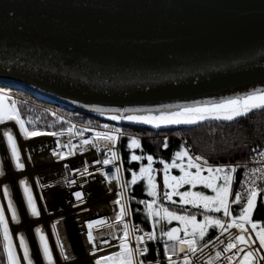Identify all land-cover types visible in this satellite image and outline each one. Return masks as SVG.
Segmentation results:
<instances>
[{"label": "water", "instance_id": "1", "mask_svg": "<svg viewBox=\"0 0 264 264\" xmlns=\"http://www.w3.org/2000/svg\"><path fill=\"white\" fill-rule=\"evenodd\" d=\"M0 79L47 105L155 127L264 89V0H0ZM177 125L191 124L156 128Z\"/></svg>", "mask_w": 264, "mask_h": 264}, {"label": "snow or ice", "instance_id": "2", "mask_svg": "<svg viewBox=\"0 0 264 264\" xmlns=\"http://www.w3.org/2000/svg\"><path fill=\"white\" fill-rule=\"evenodd\" d=\"M6 93L4 89L0 88V125L5 124L8 121H14L17 125H19L20 132L23 134L24 138H31L40 135H50V136H59L63 135L62 132H42V131H29L25 126V120L21 118L20 112L18 111L15 101H13L10 105L5 106L4 99ZM262 109L264 110V89H255L251 92H248L244 95H238L233 98H228L221 100L218 103L212 104L211 108H186L183 112L172 113L167 116H161L155 118V120L159 121L154 124L155 127H160L161 123L167 124H196L199 121L208 119L209 116L207 113H214L211 116L213 119H223L227 121H232L237 117L247 115L249 112ZM185 113H189L190 115H185ZM113 120L118 119V117H111ZM129 120H137L142 123H153V119H145L142 117H127ZM29 124L33 123L31 120L28 121ZM75 126L67 129L69 134L75 135H83V132L73 133V128ZM105 128L108 125H104ZM84 131H87L85 129ZM116 131H119L118 129ZM3 137L6 141V146L10 150L11 157L15 162V168L17 170L24 169L25 165L21 160L20 150L17 145V141L13 136L10 129L3 131ZM117 139L116 136L110 135L109 133H101L97 132L95 134L94 139H84L82 140V145H92L95 147V140H106L110 142H115ZM59 140L57 144H59ZM129 148H138L140 147V142L137 139H131L129 143ZM167 145L165 144V147ZM64 147L69 148V153L57 152L53 150L52 155L58 157L59 159H64L68 154H75L72 152V148H75V145H72L71 140H69ZM108 151L111 152V157L106 158L102 161L97 160L95 163L103 165L112 164L115 159H117V155L111 148H108ZM255 151V149L253 150ZM260 156L264 159V152H260ZM188 157L187 167L183 166V158ZM31 159V157H29ZM132 160H140V156L133 155L131 157ZM179 159L181 163H177L176 160ZM148 164L147 166H141L140 168V179L147 178L148 181V195L152 197H156L158 195L156 189L157 185L154 181V177L151 175L153 157H147ZM203 160L202 157L189 156L187 150H183L175 153V158L170 164L164 165V188L166 189L163 192V199L170 201L172 204H176L177 201L173 200V196L180 197V203L184 205H191L193 208L203 209L205 213H222L223 217L230 218L227 222L225 219L218 218L212 215L204 214L203 220L198 221L196 215H178L174 211H169L167 207L160 205L161 211L158 209L153 211V205L156 204V200L153 199L151 202L140 201V203H146L147 208L149 209V215L151 216H159L162 220H167L171 223L172 220L181 221L183 224V233L184 237L180 236L181 229L172 228L167 231H162L161 235L166 236L169 241H174L179 244V251L181 253H188L191 256H195L198 251V240L203 241L205 236L207 235L209 228H217L221 230V235L224 233H229L230 229H237V234L229 235L228 243L223 248L222 252L227 253L229 251L235 250L234 254L243 253L242 259L239 260V264H258L259 261H264V255H257L260 250L264 249V227H260L257 230V224L252 222L251 213L256 204V197L258 195L256 187H252L248 190L246 202L242 204L244 197L240 192H236L234 194V198L230 201V196L233 195L231 191L232 187V173L236 171L235 166H218L212 167L208 166L207 160H203L201 164L200 161ZM164 163V161H160ZM67 167V166H66ZM171 168H178L182 175L180 176H171L169 177L168 170ZM191 169H195V171H191ZM80 171V170H77ZM120 171L119 168L116 169L118 173ZM203 171H207L208 175H202ZM253 174L260 172L262 173L261 179H264V169H252ZM4 175L3 171L0 170V176ZM81 176L92 175L89 173L88 166L85 164V167L82 171H80ZM105 178L110 183L112 179H117L119 183V178L116 176L109 177L107 174H104ZM137 174L132 173L131 184H135L137 182ZM171 181V182H170ZM69 183H76L75 180L69 181ZM253 185H255V180L251 181ZM19 184L22 188V195L25 199L27 209L29 210V214L33 217H38L40 212L36 206L35 200L33 198V194L30 186L28 185V181L26 179H21ZM197 184L202 185L204 188L211 189L215 195H206L203 192H180L179 188L184 185H190L192 188H195ZM167 189H171V191H167ZM4 195L8 197V209L11 213V219L14 223H20V218L17 213L16 206L13 204L7 186H4ZM77 201H82L83 194L81 192H75L73 194ZM117 195L123 198V192L117 193ZM114 204L120 205V211L114 216L115 223L107 224V221L104 219H98L95 221L87 222V239L89 243L93 244V250L90 252V255H96L97 251H103L102 248H98L96 246V237L93 235L94 228H102L106 224L109 228L115 227L116 223L123 224V236L119 238V251L111 253L109 255L99 256L95 259L94 264H143V261H138L136 259L137 253L140 255H144L147 252V249H140L139 243H142L147 237V239L152 240L155 239V235L152 233H145L144 236H136L135 239L138 242L137 247L133 248L129 244V236L131 234L128 223L124 222V217L127 215V207L121 204V199H117L113 201ZM230 203L232 204H241V211L238 216L232 217V213L230 210ZM159 221H157L158 223ZM59 221H56L52 224L54 235H56L57 246L60 249L61 256L63 259L67 260L69 257L65 254L62 243L59 240V235L55 231L56 224ZM251 225V231L255 232L256 238L253 239L252 235L249 232V228L246 225ZM0 230L3 233V250L7 254V264H21L20 257L17 255L15 250V246L13 244L12 236L9 229L8 219L5 216L4 209L0 206ZM34 232L37 236L38 245L42 251L43 259L46 261V264H54L52 252L50 246L48 244V240L46 235L43 233L41 227H36ZM191 237V238H185ZM116 237H113L115 239ZM19 246L22 249L23 253V261L25 264H34V261L30 254L29 245L21 233L18 235ZM216 240H220V237L217 236ZM258 242V247L255 251L249 250L252 249L254 245ZM101 243L109 244L108 240H102ZM209 242H205L203 247H207ZM220 243H224V241H220ZM240 245H244V248L239 247ZM169 246L165 245V255H168ZM171 251L175 253L176 248L173 246ZM221 251H217L215 254V258L219 259L222 255ZM229 261L232 260V257H227ZM168 260L170 264H175V261H172L171 256H168ZM184 264H193L189 255L184 256ZM208 264H212V261L209 260Z\"/></svg>", "mask_w": 264, "mask_h": 264}, {"label": "built area", "instance_id": "3", "mask_svg": "<svg viewBox=\"0 0 264 264\" xmlns=\"http://www.w3.org/2000/svg\"><path fill=\"white\" fill-rule=\"evenodd\" d=\"M6 93L5 99L10 105L13 102L12 93L7 89L4 90ZM50 116L58 122H63L65 124V128L61 131L63 135L59 136H50V135H40L31 138H24L23 134L20 132L19 125H17L14 121H8V125L5 128H2L0 134V170L3 171L4 175L0 176V202L3 206L4 213L6 218L8 219L9 229L11 236L13 234L11 225L13 223L11 219V213L8 209L7 198L4 195V186H7L9 196L16 206L18 216L20 218V223H16L17 225L22 224L24 219V214L22 209H26V213L29 214V210L27 209L25 199L22 195V188L19 184L21 179H26L28 181V185L31 188L33 198L35 200L36 206L40 212V215L36 217V222L34 224L33 232L36 227H41L43 233L46 235L48 244L50 246L54 264H64L67 263L61 256L60 249L57 246L56 235H54L52 224L56 221L59 223L56 224V232L59 235V240L63 245L65 254L71 258H75V252H73V247L71 245V238L67 236L65 231V225H63V216H55V209L50 204V191L57 188L64 192L63 195L60 193V198H64L63 200L70 204V209L75 207H83L86 208L85 212H79L75 215L77 217L74 218V223L76 225V235L78 234V239L81 241V246L84 251L82 255L87 256L90 262H93L97 257L109 255L111 253L119 251V238L123 236V224L116 223L115 227L109 228L107 224H113L114 216L119 213L120 205H116L113 201L117 199H121V204L127 207V215L124 217V222L128 223L130 229V236L128 238L129 244L131 247L136 248L138 242L136 241V236H144L145 233H152L151 230L145 229L140 222H134L130 212V206L128 202V195L126 193V187L123 180V162L121 161V155L119 151V140L124 135H128L124 129H121L119 126V122L115 119H106L100 120V122H92V121H83L77 120L75 118H71L70 116L59 113L54 108H48ZM7 123V122H6ZM75 126L73 128V133L83 132V135H75L69 134L67 129ZM104 125H108L107 128ZM10 129L13 136L17 141L18 148L21 154V160L24 163L25 167L22 170H17L15 168V162L11 157L10 150L6 146L5 138L2 133L5 130ZM87 129V131H84ZM119 131H116V130ZM97 132L101 133H109L110 135H114L117 137L115 142H110L106 140H95V147L92 145H82V140L84 139H94L95 134ZM60 133V132H58ZM59 140V144L57 141ZM71 140L72 145H75V148H72V152L75 154H68L64 159H59L56 156L52 155L53 150L57 152L69 153V148L64 147V145ZM38 142H41L39 144ZM34 144V146H32ZM111 148L117 155V159L113 161L112 164L103 165L102 163L97 164L95 161L104 160L106 158L111 157V152L108 151V148ZM41 152L45 153L49 164L55 166V168L49 172L44 169L35 168V166L39 163L38 160L34 157V155L40 154ZM260 152H264V144L262 147L258 148L254 151L251 157L248 160H245L241 163H233L231 166L236 167V171L232 173V187L231 191L233 193L230 196L229 200L231 201L234 198V194L236 192H240L244 197L242 204L246 202L248 190L252 187H256L257 192L262 200V210H263V218H262V227H264V179H261L262 173L257 172L253 174L252 169H264V159L261 158ZM192 157H196L198 155H191ZM31 157V159H29ZM201 157V156H200ZM203 160H206L203 158ZM203 160L200 163H203ZM85 164L88 166L89 173L92 175L81 176L80 171L83 170ZM51 167V169L53 168ZM67 166V167H66ZM208 166H211L208 164ZM119 168L120 171L117 173L116 169ZM80 170V171H77ZM15 174H18L15 179ZM107 174L109 177L116 176L119 178V183L117 179H112L109 183L105 178ZM236 174L239 175L237 177V181L235 180ZM255 180V185L251 183L252 180ZM75 180L76 183H69V181ZM95 183L100 187L101 195L106 196V204L101 207L96 206V208L91 207L90 200L93 198V190H91L92 184ZM76 188V190H75ZM123 192V198L119 197L117 193ZM60 192V191H59ZM75 192H81L83 194L82 201H77L75 196L73 195ZM232 203H230L231 208ZM22 212V215H21ZM31 216V215H30ZM55 216V217H54ZM33 217V216H32ZM31 217V218H32ZM236 217V216H232ZM34 218V217H33ZM98 219H104L107 221V224L102 228H94L93 235L96 239V246L98 248H102L103 251H97L96 255H90V252L93 250V244L89 243L87 239V227L86 223L95 221ZM227 222L230 218H225ZM14 224V223H13ZM246 227L249 228V232L252 235L253 239L256 238L255 233L251 231V225L248 224ZM237 229H230L229 233H224L221 235V230L219 229L215 235L204 241V243L200 244L198 247V251L195 256H191L188 253H181L179 251V244L174 241H167L163 244L164 255H165V245L169 246L168 255H165V260H168V256H171L172 260H183L185 255H189L193 264H208L209 260L212 261V264H239V260L242 259L243 253L234 254L235 250L229 251L227 253L222 252L223 248L228 243L229 235L237 234ZM2 233V230H1ZM23 234L30 248L31 257L33 256L32 245L35 247V240L38 245L37 236L34 232L35 240L33 237L28 236V232L25 228L17 230V232L12 236L17 239V249L19 250V254L22 256V250L19 246L18 235ZM219 236L220 240H216V237ZM113 237H116L113 239ZM3 239V236H2ZM102 240H108L109 244L101 243ZM153 241L147 239L145 237L142 243H139L140 249H147V252L144 255H140L137 253L136 259L138 261H143V264H161L159 260L147 259L149 255V245ZM220 241H224V243H220ZM205 242H209L207 247H203ZM4 245V240H3ZM175 246L176 251L173 253L171 248ZM239 247L244 248V245H240ZM258 247V242L256 245L252 247V251H255ZM37 251L44 264L46 261L43 259L42 251L38 245ZM217 251H221L222 255L219 259L215 258V254ZM257 255H264V249L260 250ZM231 256L232 260L229 261L227 257ZM23 260V259H22ZM34 261V260H33ZM23 264L25 262L23 261ZM68 264V263H67ZM258 264H264V261H259Z\"/></svg>", "mask_w": 264, "mask_h": 264}, {"label": "trees", "instance_id": "4", "mask_svg": "<svg viewBox=\"0 0 264 264\" xmlns=\"http://www.w3.org/2000/svg\"><path fill=\"white\" fill-rule=\"evenodd\" d=\"M4 90H7L4 89ZM13 101L20 112L21 118L25 120V126L29 131H42V132H61L65 128L63 122L55 121L48 111L52 107L59 113L70 116L71 118L100 122L106 118H98L92 114H88L77 110H68L63 106L47 105L40 100H36L33 96L25 94L24 92L12 91ZM31 120L33 123L29 124ZM121 129H124L128 135L120 138L119 151L121 161L123 162V180L128 195V202L130 206L131 216L134 222H140L147 230H151L155 235V239L149 245V255L147 259L159 260L161 264H170L166 261L164 255L163 244L167 241L166 236H162V231L170 230L173 226H179L180 236L184 237L183 224L181 221L172 220L169 223L167 220L160 219L159 216L149 215V209L146 203L140 201L151 202L156 200L153 205V211L162 209L160 205L167 207L169 211H174L178 215H196L198 221L203 220L204 214L212 215L224 219L222 213H205L203 209L193 208L191 205H184L180 203L179 196H173L172 199L177 201L172 204L170 201L163 199L164 188V165L170 164L175 158V153L187 150L189 156L198 155L205 158L212 167L218 166H231L233 163H241L248 160L254 153V149L262 147L264 144V110L256 109L249 112L247 115L235 118L232 121L223 119L217 120L213 118L199 121L196 124L188 126H166L161 128L150 127L148 125H139L137 123H130L123 121L119 123ZM131 139H137L140 142V147L129 148ZM165 144L167 145L165 147ZM133 155L140 156V160H132ZM153 157L152 173L154 181L157 185L156 197L148 195V181L147 178L140 179L141 166H147L148 156ZM160 161H164L161 163ZM188 157L183 158V166L187 167ZM179 164L181 161L176 160ZM195 171V169H191ZM132 173L137 174V182L131 184ZM169 177L180 176L182 173L178 168H171L168 170ZM202 175L207 176V171H203ZM236 174L235 180L237 181ZM171 182V181H170ZM171 191V189H167ZM178 191L185 192H203L206 195H215L211 189L204 188L202 185L197 184L195 188L190 185H184ZM241 204H232V216H238L241 211ZM262 200L259 194L256 197V204L251 213V220L257 224V230L262 227ZM157 221H159L157 223ZM219 229L209 228L207 235L203 241L198 240V245L204 241L212 238ZM255 233V232H254ZM191 238V237H185ZM175 264H184L183 260H172ZM0 264H7L6 253L3 250V239L0 230Z\"/></svg>", "mask_w": 264, "mask_h": 264}, {"label": "bare ground", "instance_id": "5", "mask_svg": "<svg viewBox=\"0 0 264 264\" xmlns=\"http://www.w3.org/2000/svg\"><path fill=\"white\" fill-rule=\"evenodd\" d=\"M0 81L4 82V80ZM7 81V80H6ZM11 84H13L14 82L11 81H7ZM29 90H32L31 88H28ZM21 92V91H19ZM31 96V95H29ZM36 99V98H35ZM37 100V99H36ZM8 122L5 124L0 125V134H1V130L2 128L7 127ZM39 144H41V142H38ZM34 146V144L32 145ZM34 157L36 158V160L39 161V163L35 166V168H40L41 170L44 169L45 171H49L51 172L55 166L49 164L47 157L45 156V153L41 152L40 154L34 155ZM53 166V168L51 169V167ZM18 174H15V179L17 178ZM76 190V188H75ZM91 190H93V198L90 200V206L93 208H96V206L98 205V207L102 208V205L106 204V200L107 197L106 196H102L101 195V190L100 187L98 185H96L95 183L92 184L91 186ZM60 191V192H59ZM50 204L52 205V207L55 209L56 213L55 216H63V225H65V231L67 233V236H69L71 238V245L73 247V252H75V258L74 259H67L65 260V262H67L68 264H93V262H90L87 258V256L82 255L84 253L82 246H81V241H79L78 239V234L76 235V225L74 223V218L77 217V213L82 212L86 210V208L83 207H75L73 209H70V204H68L66 201H64L63 197L60 198V193L61 195L64 194V192H62L61 190L54 188V190L50 191ZM22 212L24 214V219L22 221V224L17 225L16 223H12L11 228L13 231L12 236L17 232V230L25 228L26 231L28 232V236L31 238L33 237V239L35 240V236H34V232H33V226L36 222V217H32L30 216V214L26 213V209H22ZM21 212V215H22ZM83 213V212H82ZM54 216V217H55ZM32 217V218H31ZM14 241L15 244H17V239L15 237ZM38 245L36 243L35 240V247L34 245H32V252H33V256L32 259L34 260V264H44L43 260L41 259V257L38 254L37 248ZM64 263V264H67ZM57 264V263H56ZM59 264V263H58Z\"/></svg>", "mask_w": 264, "mask_h": 264}, {"label": "rangeland", "instance_id": "6", "mask_svg": "<svg viewBox=\"0 0 264 264\" xmlns=\"http://www.w3.org/2000/svg\"><path fill=\"white\" fill-rule=\"evenodd\" d=\"M1 88V87H0ZM3 89V88H2ZM4 104H5V106H7L8 105V103H7V101H6V99H4ZM7 198V205H8V197H6ZM0 206H2L1 205V202H0ZM3 207V206H2ZM179 229H180V227L179 226H177ZM2 236H3V233H2ZM12 240H13V244H14V246H15V250H16V252H17V255L20 257V260H21V264H23V253H22V256L19 254V250L17 249V246H16V244H15V241H14V238H12ZM21 249V248H20ZM22 250V249H21ZM6 261H7V254H6Z\"/></svg>", "mask_w": 264, "mask_h": 264}]
</instances>
